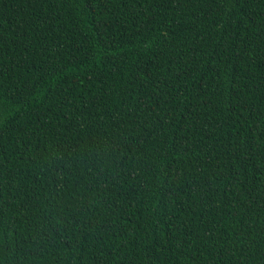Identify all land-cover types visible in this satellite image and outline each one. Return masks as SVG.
Here are the masks:
<instances>
[{"label": "trees", "instance_id": "16d2710c", "mask_svg": "<svg viewBox=\"0 0 264 264\" xmlns=\"http://www.w3.org/2000/svg\"><path fill=\"white\" fill-rule=\"evenodd\" d=\"M0 264H264V0H0Z\"/></svg>", "mask_w": 264, "mask_h": 264}]
</instances>
